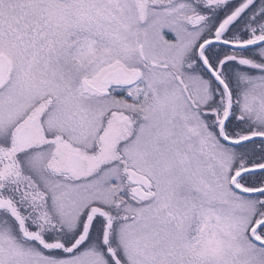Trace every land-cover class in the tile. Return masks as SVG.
I'll use <instances>...</instances> for the list:
<instances>
[{
	"label": "snow or ice",
	"instance_id": "6c2138e0",
	"mask_svg": "<svg viewBox=\"0 0 264 264\" xmlns=\"http://www.w3.org/2000/svg\"><path fill=\"white\" fill-rule=\"evenodd\" d=\"M0 264H264V0H0Z\"/></svg>",
	"mask_w": 264,
	"mask_h": 264
}]
</instances>
